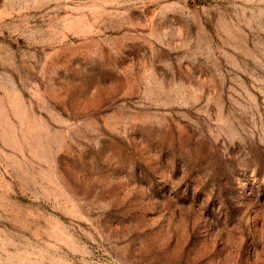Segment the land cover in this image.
<instances>
[{"label":"rangeland","instance_id":"rangeland-1","mask_svg":"<svg viewBox=\"0 0 264 264\" xmlns=\"http://www.w3.org/2000/svg\"><path fill=\"white\" fill-rule=\"evenodd\" d=\"M0 264H264V0H0Z\"/></svg>","mask_w":264,"mask_h":264}]
</instances>
